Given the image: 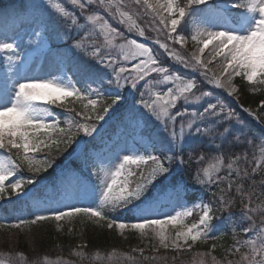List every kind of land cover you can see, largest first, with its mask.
<instances>
[{"label": "snow or ice", "instance_id": "6c2138e0", "mask_svg": "<svg viewBox=\"0 0 264 264\" xmlns=\"http://www.w3.org/2000/svg\"><path fill=\"white\" fill-rule=\"evenodd\" d=\"M2 11L0 212L12 205L20 215L0 228L22 233L80 217L121 235L150 234L159 242L153 252L180 254L220 239L213 221L228 212L234 244L226 254H239L228 264H264V99L239 111L227 99L239 104L237 77L264 85V0H21ZM186 30L190 54L171 46L184 47ZM109 129L123 146L114 144L104 163L93 154ZM25 169L31 175H19ZM185 175L212 199L189 202ZM237 197L242 229L231 215ZM194 212L198 222L186 224ZM86 247L70 252L80 264ZM131 251L141 259L126 254L130 264L167 260ZM205 255L218 264L211 251L197 253ZM0 256V264H29L22 252ZM43 264L75 262L45 255Z\"/></svg>", "mask_w": 264, "mask_h": 264}, {"label": "trees", "instance_id": "16d2710c", "mask_svg": "<svg viewBox=\"0 0 264 264\" xmlns=\"http://www.w3.org/2000/svg\"><path fill=\"white\" fill-rule=\"evenodd\" d=\"M185 0H181V3ZM143 21L148 20V17L142 19ZM146 26V25H145ZM188 35L186 33H182ZM165 62H168L165 60ZM238 95L240 97L239 104L244 107H251L254 110H258L259 103L264 99V91L252 90V87L244 83L243 81H237ZM233 107V106H232ZM255 131L259 129L251 123L250 125ZM186 183L195 190L198 196H201L206 202L210 201L212 197L209 193H201L198 186L192 184L191 177L185 175L184 177ZM259 179V177H257ZM247 187V185H246ZM257 191H260L257 188ZM195 198V196L193 197ZM256 204H261L260 200L255 202ZM228 212H217L216 216L218 218H227ZM231 215L235 219L236 223L245 224L241 221V205L239 198L237 197L235 206L231 209ZM217 218V219H218ZM259 223V219L257 220ZM246 225V224H245ZM84 243L87 245L85 251L88 254V260L84 261V264H130L126 259V254L135 256L137 259H141L139 254L132 253L129 250H124V247L120 245V239L116 236L113 231H109L106 228H98L90 224H84ZM136 235L128 234L126 243L133 242ZM224 247L225 243L232 240L231 229L227 230L223 237ZM76 242L70 240L68 236H64L56 233V230L51 222H40L37 225L27 227L22 233L19 230H9L0 229V252H10L25 254L29 264L34 261H38L39 264H43V257L47 255L49 259L55 260L58 256H62L68 261L75 262V264H80L79 258L70 255L71 251H75ZM210 247L208 245L203 247H196L191 252L177 254L175 252H158L154 253L152 250L145 252V255H156L158 257H167L166 261L158 260L156 264H189L187 261L190 257L204 258L203 260L207 263L211 261V256H197V253H208L210 252ZM97 254L99 258L97 259ZM211 255L215 256L212 251ZM176 257L175 262L173 257ZM7 259V257L0 256ZM111 257V259H109ZM222 257V258H221ZM224 255L218 256L219 260H223ZM14 259H18L15 256Z\"/></svg>", "mask_w": 264, "mask_h": 264}, {"label": "rangeland", "instance_id": "374dc122", "mask_svg": "<svg viewBox=\"0 0 264 264\" xmlns=\"http://www.w3.org/2000/svg\"><path fill=\"white\" fill-rule=\"evenodd\" d=\"M9 22H11V21H9ZM183 48L186 49V50H189L190 53H191V51L194 50V48H193V41H191V39H186V43L184 44V47ZM210 49H211V46H209V49H206L205 50V53H204V58L205 59H208L209 58L208 53H209ZM216 63H217V61H213V64H210L209 65V68L215 70V64ZM0 64H2V61H0ZM37 70H39V69H37ZM3 75H4V68L2 66H0V79L3 78ZM237 78H239V77H237ZM237 78H235V79H237ZM233 83H234V81H233ZM61 118H62V115H61ZM101 123H103V122H101ZM117 136H119V134L116 135V136H114V139H112V140L104 139L103 141H101L100 147L98 148L99 150L93 154V155L96 156V158H97L98 161H103L104 163H107V160L105 159V157L108 155L109 149H111L113 147V145H114V143L116 141V137ZM81 138H83V137H81ZM121 141L122 142L120 143V146L122 147L123 146V138L122 137H121ZM69 151H71V149H69ZM29 175H31V174L30 173L28 175L25 174L24 176L26 177V176H29ZM16 178L17 177H12L6 183H11ZM45 183H48V182H45ZM29 186H31V185H29ZM25 191H27V188H25ZM10 198L12 200H16L17 199L16 196H11ZM163 211L164 212H169V211H171V208L170 207H165L163 209ZM192 216L185 218V223L186 224L191 225L192 223L198 222V220L193 222ZM85 223H90V224H92V225H94L96 227H101V226H98L96 224H93L91 221H88L85 218H80V217H77V218L71 219V220L66 219V220L61 221L59 223L56 222V221H54V225H55V228H56V232L58 234H61V235H64V236H68L70 240H73V241L76 242V245H79V244H83L84 243L83 226H84ZM101 224H103V222H101ZM103 226H106V224H103ZM169 227H171V226H169ZM237 227L240 228V229L244 228L240 224H237ZM106 228H107V226H106ZM111 230L115 231L116 232V235L121 239L120 240V245L123 246L126 250H129V251H131L133 248H136V249L143 248L145 250V252H147L148 250H152V245L153 244L158 245V243H159L158 240H152L150 234H149L148 237H141V235L138 232H135V231L127 230L126 229V230H124L123 235H121L120 232L118 230H116L115 228H113ZM131 232L136 234V238H135V240L133 242H130L128 244V243H126L125 237H126V235L128 233H131ZM213 234L214 235H218V234H220V232L216 228L215 229V232ZM240 238H243V234L242 233L240 235ZM217 241L218 240H215V241L209 240L206 243H202L200 241H197L196 244L193 246V248L196 247V246H205V245H209L210 247H212V244H215L216 245V250H218V249L221 248V246H219V244H216ZM233 244L234 243H232L231 245H227L226 244L225 245V248L223 249L224 252H226L227 249L231 248ZM164 251L165 252H171L172 250H167L166 251L164 249H160L159 253L160 252H164ZM154 253H158V252H154ZM137 254H139V253H137ZM2 259H5V258H2ZM200 259L201 258L190 257L189 260L187 261V263H189V264H196V263H198V261ZM17 261H19V260L17 259Z\"/></svg>", "mask_w": 264, "mask_h": 264}]
</instances>
